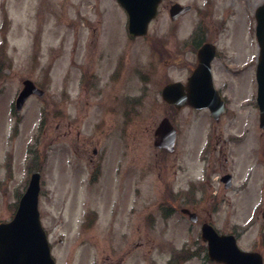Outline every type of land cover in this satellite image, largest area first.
<instances>
[{"label": "rangeland", "instance_id": "rangeland-1", "mask_svg": "<svg viewBox=\"0 0 264 264\" xmlns=\"http://www.w3.org/2000/svg\"><path fill=\"white\" fill-rule=\"evenodd\" d=\"M260 1L220 0L221 7H232L239 40L218 41L236 72L220 78L230 89L231 112L217 123L218 147L226 154L212 150V136L207 156L229 159L234 185L220 187L214 201L209 187L196 192L199 221L193 224L178 210L163 219L158 203L167 194L168 170L177 163L185 167L203 144L204 134L196 137L189 130L205 126L206 132L213 122L205 110L174 111L161 98L164 66L155 62L151 43L156 26L162 32L168 28L164 9L145 36L130 39L116 0H0V221L12 217L32 170L39 168L38 209L56 264H171L175 251L180 254L175 264H219L207 258L202 221L219 233L234 234L240 248L259 251L264 260V133L258 127L253 66L258 48L246 27L253 4ZM187 16L193 24L195 12ZM117 59L125 68L113 81L108 73ZM92 69L100 76L90 86L82 72ZM138 70L149 72L148 79ZM27 78L44 94L29 97L17 110L14 100ZM125 95L140 100L130 106L119 149ZM165 116L180 129L175 166L169 153L152 145L154 129ZM101 120L106 125L95 129ZM229 133L244 139L228 141ZM89 138L90 146L82 147ZM96 138L110 165L92 182L89 157ZM89 213L95 217L90 225Z\"/></svg>", "mask_w": 264, "mask_h": 264}, {"label": "flooded vegetation", "instance_id": "flooded-vegetation-1", "mask_svg": "<svg viewBox=\"0 0 264 264\" xmlns=\"http://www.w3.org/2000/svg\"><path fill=\"white\" fill-rule=\"evenodd\" d=\"M197 1V0H196ZM174 3H180L182 5H189L190 9L182 14L173 13L171 16V7ZM264 3V0L253 4V8L251 12L248 14L247 21V32L251 34V39L257 45L256 38V27H257V17L256 11L260 5ZM195 1L183 3L179 0H162L158 6V12L154 20L160 16V14L167 13L169 17L168 28L162 32L161 26L158 25L154 31V39L153 43L155 45L154 56L156 58V63L162 64L164 66L161 74L163 79L166 80L163 86L167 83H173L175 81H181L184 83V93H188V85H186L190 76L194 72L198 64V51L204 44H211L213 47V58L210 61V75L213 78L214 85L219 91L222 99L224 100V111L221 114H217L215 119H211V113L207 108L197 109L189 104H186V101L179 105L177 108L173 104H167L168 107L172 108L174 111H181V109L186 108L190 111H199L205 110L207 111L208 118L213 122V126H208V129L205 132V126H199L194 131V129L189 130L193 136L202 137L201 134L208 137L205 143L200 145L199 152L197 153L195 158H187V163L185 167H181L180 163H177V168L172 167L171 172H167V184H163L164 187H167V194L164 196L163 204L168 205V211L175 212L176 209L180 211L183 208L190 209L191 211H196V196L194 195L198 191H202L205 187H209L211 193L215 195L210 196L212 201L218 200L220 197L217 194L219 188L222 187L224 190H231L234 185V176L231 171L228 169L229 159L227 157L221 159V157L213 158L208 157L207 154L212 147V136L215 138L216 146L212 147V150L218 149L220 154H226L224 150H222V146L218 147V142L221 138L220 130L217 127V123H221L222 117L231 112L229 108L230 99L229 97V84L226 80L230 78L234 72H236L235 67L233 66V61H228V58L224 55V53L220 50V43L223 39L225 42L230 38L232 42L237 44L238 42V33L239 28H233L234 24L232 22L233 11L232 7L229 8L221 7L220 0H201V3L196 5ZM164 9V11H161ZM192 11L195 12V20L193 24H188V14ZM190 26V27H189ZM189 27V28H188ZM219 41V42H218ZM223 42V44L225 43ZM236 46V45H235ZM231 47L230 44L227 45V49ZM226 49V51H228ZM234 52V51H233ZM160 60H163L162 62ZM256 57L253 58V66H254V75H255V66H256ZM249 65L252 64V61L247 60ZM155 64L153 63V66ZM170 65L171 70L170 69ZM125 66L120 64H114L113 68L109 70V74L112 77H120L124 70ZM169 71V72H168ZM91 74L93 76L100 75L99 72L94 69L91 70ZM142 78L148 79L150 73L144 72L141 73ZM204 75L201 74L200 78H203ZM221 78V79H220ZM215 79H220L219 84ZM162 86V87H163ZM200 88L203 87V82L198 83ZM232 98V97H231ZM138 97L135 99L128 98L125 95V100L121 99V107L120 112L122 117L127 115L130 111V106L136 103ZM232 100V99H231ZM126 120H122L120 122V127L126 126ZM106 121H99L94 127L106 125ZM172 126L175 130V141L173 144V149L169 152L165 150V148H156L158 151H162L163 153H169L172 157L173 163L174 160L179 158L177 152L178 145V137L180 135V130L176 128L175 122L171 119ZM174 124V125H173ZM234 126V125H233ZM232 126V129H233ZM231 129V130H232ZM264 133V129H261ZM248 130L245 128V133ZM102 133V130L100 134ZM244 133V134H245ZM235 137L231 135V133L226 135V140L228 141H240L243 140V136ZM94 137V136H93ZM125 136L120 137L117 145L119 149L121 148L120 142H122ZM197 139V138H196ZM79 140V138H78ZM95 145L91 148L92 155L89 157L90 169L88 176L94 180H96L103 172L105 175L107 171L105 170L106 163L110 160L108 156L105 154V148L101 147L100 138L94 139ZM198 141H195V145ZM80 143V140L78 141ZM92 143V139H87L81 142L82 147H89ZM187 150V148H186ZM217 151V150H216ZM124 156V155H123ZM195 163H200L201 168L196 169ZM110 164H108L109 166ZM176 163H174V166ZM108 168V167H107ZM112 169V167H111ZM229 175L227 179L225 176ZM215 184H217V188L214 189ZM228 185V187L226 186ZM166 190V189H165ZM122 191V190H121ZM192 205V206H191ZM264 213V212H263ZM184 217H187V214L182 213ZM198 213H197V223H198Z\"/></svg>", "mask_w": 264, "mask_h": 264}, {"label": "water", "instance_id": "water-1", "mask_svg": "<svg viewBox=\"0 0 264 264\" xmlns=\"http://www.w3.org/2000/svg\"><path fill=\"white\" fill-rule=\"evenodd\" d=\"M117 1L128 14L130 34H145L147 25L154 17L160 0ZM186 9L188 7L183 8L179 4H175L171 11L180 13ZM257 16L256 37L259 47L256 67L257 102L260 109V127L264 128V8H258ZM212 57L213 49L204 44L198 51V66L188 80V93H184L182 83L175 82L162 89L163 99L177 106L187 100L189 104L196 107L208 106L214 115L220 113L223 109L222 101L213 87L209 72V61ZM201 74L204 75L203 78H200ZM200 82H203L202 91L199 90L200 88H196L199 87L198 83ZM23 83L24 86L15 101L17 109L21 108L31 94L42 95V90L35 86L31 80L26 79ZM155 133L160 135L158 144H163L168 149L172 148L174 130L167 118L160 122ZM39 178L38 171L31 174L13 218L8 222L0 223V264H54L39 218ZM189 217L193 221L196 220L195 213H189ZM201 236L203 240L207 241L208 256L211 260L223 264H264L260 253L239 249L232 234L219 235L211 225L203 224Z\"/></svg>", "mask_w": 264, "mask_h": 264}]
</instances>
